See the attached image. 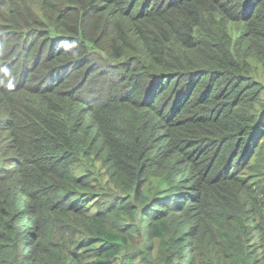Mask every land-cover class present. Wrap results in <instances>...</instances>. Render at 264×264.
I'll list each match as a JSON object with an SVG mask.
<instances>
[{
  "label": "trees",
  "instance_id": "trees-1",
  "mask_svg": "<svg viewBox=\"0 0 264 264\" xmlns=\"http://www.w3.org/2000/svg\"><path fill=\"white\" fill-rule=\"evenodd\" d=\"M0 264H264V0H0Z\"/></svg>",
  "mask_w": 264,
  "mask_h": 264
}]
</instances>
